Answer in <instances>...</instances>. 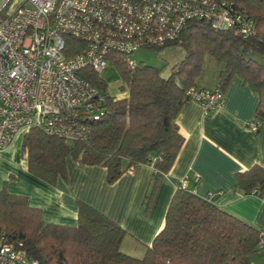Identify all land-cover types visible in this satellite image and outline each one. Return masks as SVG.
<instances>
[{"label": "trees", "instance_id": "trees-1", "mask_svg": "<svg viewBox=\"0 0 264 264\" xmlns=\"http://www.w3.org/2000/svg\"><path fill=\"white\" fill-rule=\"evenodd\" d=\"M250 18L252 35L234 28L216 29L195 19L187 23L178 40L184 56L165 77L161 69L144 63L130 68L122 54L111 55L121 81L118 99L98 72L80 75L104 94L102 114L90 121L87 140L65 141L32 128L25 131L22 151L28 171L49 184L66 179V159L79 165H100L106 180L114 183L136 164H149L153 178L142 213L150 208L158 184L172 168L185 138L176 116L189 101L188 92L198 87L205 57L218 65V85L224 91L234 75L240 76L258 96L255 121L264 122V0H225ZM65 53L81 45L65 35ZM208 89V88H207ZM236 187L244 194L264 197V165L254 164L235 173ZM126 231L101 211L78 202L75 225L46 222L42 211L26 196L0 189V236L23 243L38 264H251L250 256L264 247V233L239 217L219 208L208 196L189 187L175 189L161 230L142 257L122 252Z\"/></svg>", "mask_w": 264, "mask_h": 264}, {"label": "built area", "instance_id": "built-area-1", "mask_svg": "<svg viewBox=\"0 0 264 264\" xmlns=\"http://www.w3.org/2000/svg\"><path fill=\"white\" fill-rule=\"evenodd\" d=\"M12 11L0 4V151L20 130L39 129L65 141L87 140L90 121L102 114V91L79 71L100 72L111 55L140 48L160 49L178 40L187 23L201 19L216 29L244 35L254 22L225 0H25ZM65 35L81 45H70ZM189 99L206 113L222 105L224 93L193 88ZM260 121L250 126L257 130ZM130 170V169H129ZM179 186L187 187L181 179ZM195 192V189H193ZM208 197H212L209 194ZM0 264H38L23 248L0 236Z\"/></svg>", "mask_w": 264, "mask_h": 264}, {"label": "crops", "instance_id": "crops-1", "mask_svg": "<svg viewBox=\"0 0 264 264\" xmlns=\"http://www.w3.org/2000/svg\"><path fill=\"white\" fill-rule=\"evenodd\" d=\"M26 3L9 0L7 10ZM219 70L218 64L210 69L204 64L198 87L215 88ZM223 93L222 105L212 112L206 113L200 103L189 101L177 114L176 123L185 141L158 184L146 214L142 209L152 183L151 165L136 164L110 184L104 167L79 165L68 157L66 179L49 184L28 171L22 151L24 130L0 151V189L5 186L10 193L26 196L31 206L41 209L46 222L75 225L78 202H84L119 224L126 231L120 249L140 257L163 227L169 201L183 178L198 195L212 194L215 205L264 233V197L242 193L235 180L236 172L264 165V122L257 130L250 126L258 96L238 75L231 78ZM250 262L264 264V247L252 253Z\"/></svg>", "mask_w": 264, "mask_h": 264}, {"label": "rangeland", "instance_id": "rangeland-1", "mask_svg": "<svg viewBox=\"0 0 264 264\" xmlns=\"http://www.w3.org/2000/svg\"><path fill=\"white\" fill-rule=\"evenodd\" d=\"M183 56L184 50L178 44L168 45L160 49L149 47L140 48L130 55V57L133 58L137 64L144 63L160 68L162 75L165 77L169 76L172 73L174 65L181 61ZM215 64H217L216 61L210 56L206 55L205 66L207 67V69L212 68ZM99 75L107 83L108 90L112 95L118 97V99L119 97L122 98L126 96V92H121L119 90V86L122 83L119 79L118 71L115 66L109 65L105 70L103 69L102 71H100ZM132 256L140 257V255L137 254Z\"/></svg>", "mask_w": 264, "mask_h": 264}]
</instances>
